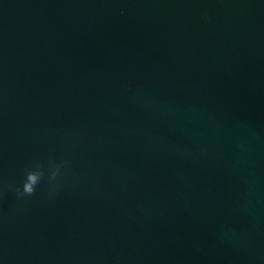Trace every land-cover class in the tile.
<instances>
[{"label":"water","instance_id":"1","mask_svg":"<svg viewBox=\"0 0 264 264\" xmlns=\"http://www.w3.org/2000/svg\"><path fill=\"white\" fill-rule=\"evenodd\" d=\"M0 264H264V0H0Z\"/></svg>","mask_w":264,"mask_h":264},{"label":"clouds","instance_id":"2","mask_svg":"<svg viewBox=\"0 0 264 264\" xmlns=\"http://www.w3.org/2000/svg\"><path fill=\"white\" fill-rule=\"evenodd\" d=\"M56 174L57 172L54 171L50 179H54ZM43 176L44 171L42 165L40 163L34 164L30 170H26L22 186L18 185L15 187L14 191L16 196L18 198L32 196L36 192L37 185L40 183Z\"/></svg>","mask_w":264,"mask_h":264}]
</instances>
